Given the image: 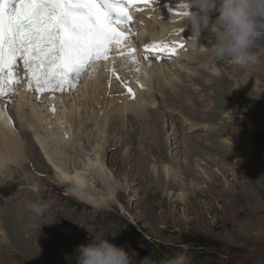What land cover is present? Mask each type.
<instances>
[{
	"label": "bare ground",
	"instance_id": "bare-ground-1",
	"mask_svg": "<svg viewBox=\"0 0 264 264\" xmlns=\"http://www.w3.org/2000/svg\"><path fill=\"white\" fill-rule=\"evenodd\" d=\"M180 3L181 0H159V2H152V5L149 7V9L151 8L149 13L145 10H138L132 27L135 26L140 29V32H142L140 36L142 42L150 40L151 36L157 35L158 29L163 32V35H166L168 32L164 29L165 25H167L169 31L172 33L179 29L181 26V18L170 12L178 8ZM159 10L165 14L170 13L173 22L165 24L161 19L158 20L157 13ZM150 18L152 19L150 20ZM188 35H191V33H188ZM205 35H208L207 31L202 34L201 38ZM195 42L197 41H191L190 51L183 55V57L179 59V62L174 64L175 66L167 67L164 65H156L154 69L150 70L147 75L146 91L144 93L141 92L134 101H132V97L127 92L126 88L121 91L118 86H114L118 84L121 85V83L116 80L115 76L117 68L120 69L123 66H127L128 59L131 58L126 53L124 47L119 49L114 47L107 60H100L94 65L95 70L90 67V70H92L91 82L85 84L77 95L64 96L63 98L65 101L62 104L60 103V107L56 110L59 111V113L55 117H53L54 111H52L51 114L42 112L44 109L54 108L53 101L46 102L43 97L37 99L35 103L29 96L22 97V93L14 95V97L17 98L13 100L0 97L1 188L3 185L10 182L9 175H11V177L12 175L15 176V181L18 185L23 182V184H26L25 181H31L29 178H25L19 171L15 170V168H23L24 166H28V164L30 165V162L34 163L38 158H42L44 162L39 165L44 166L46 163L55 172V177L57 179L50 180L55 189L60 188L63 190L64 195L68 197L71 196L81 202L88 203L96 209H103L112 204V202H120L123 197H133L134 192L130 187H128V189L123 188V186L127 185L121 186V184H116L117 178L113 172L114 169L110 170L106 166L104 163L105 156L108 155L110 159L116 158L119 163L122 164L125 178L132 180L133 185L138 183L137 181H140L141 184L145 186L148 182L154 181L155 175H153V172L149 168V155H146L140 150L141 153H139L138 156L136 154L137 158L135 163H131V147L135 144L137 137L140 145L143 144V146H146L151 152L158 154L157 156L160 157V161L163 163L174 162L173 156L178 152L177 147L184 144V160L187 162H184L182 171L186 176L194 177L195 167L193 168L191 165L193 157L205 156L206 154H211L212 156L220 155L222 152H226L231 146H233L232 148H234V146H240L238 145L239 141L227 144L218 141L221 136L226 134L225 132H227L230 125H233L235 128H244L246 126L248 132L260 135L258 129L254 130V124L243 117H248L247 114L255 108L254 105L248 107L250 103L246 94L247 89L240 85H237L236 88H234L235 85L233 87L231 86L232 76L229 75V72H233L234 77L242 73L244 74L245 72H234V69L229 71L228 68H231L230 65L234 63L231 58L225 57L223 59H218L210 48L204 47V45L196 48L194 46ZM161 43L166 44L164 39L157 41V44ZM207 46L210 45L208 44ZM145 49L146 45L144 44V50ZM261 51L264 53V47L253 45L251 49V53L257 54ZM120 53H123V55ZM258 58H260V62L264 59V54ZM108 66L112 67L110 71H107ZM134 67L135 65L129 66L124 72L125 76L133 72ZM145 68L147 70L149 67ZM250 74H252L251 71ZM122 82H127V80L122 78ZM154 84H156L157 87L154 86ZM106 86L110 87V89L107 90ZM113 86L115 88L114 91ZM208 88H212V91L204 94V100L196 98L199 103L193 101V99H195L192 97L193 95L199 92H205ZM120 92L121 97L115 98L114 93L120 96ZM185 95H188L191 99L185 98ZM210 96H212L211 99ZM158 99L161 101L158 102ZM185 99L188 102L185 101ZM115 100H121V102H123L121 104H115ZM208 100H210V103L206 105ZM13 104H16V108H12ZM175 104L178 105L181 114L187 115L190 120H193V122L190 123L191 127L203 125L205 130L212 132L197 134H202V139H198L199 136L196 134V137H194L195 135L191 136L186 134V136L183 135V137L178 140L179 134L181 133V126L175 125L176 121L175 118H173L171 121L173 122L174 130L171 134H165L167 120L169 121L172 117L167 113L165 114V112L167 111L173 114L172 107ZM98 106L104 111L98 109ZM214 107L220 109L216 111ZM8 113L12 116L14 113L16 125L22 124L26 127L18 128L17 131ZM101 113L102 115H100ZM131 113H136L134 117H136L135 120H137L138 123L136 122V127L132 125L130 128L128 126L130 130L125 131V125L123 123L126 118L130 119L132 116ZM240 116L246 120V123H248L247 125L245 121L238 119L242 118ZM152 118H154V120ZM157 118L163 121H157ZM151 121H153V123ZM150 125H152L151 129H148L147 133L145 131L146 127ZM113 127L115 131H125L124 133L127 134H123V136L118 139H114L113 136L109 138L108 133L112 131ZM244 129H241L242 132L239 131L241 133H239L238 136L243 135ZM126 145H130V150L123 156L117 154L116 150ZM33 147H37L38 152L36 151L30 155L28 150H33ZM173 148H176V150L173 151ZM211 155L209 157H211ZM214 158L212 157L210 160L213 159V161H216ZM223 159L228 162L229 158L225 155ZM207 163L209 164V162ZM136 164L137 168L133 169ZM171 168L172 166H169L168 170ZM7 170H10L9 173L4 175ZM164 173L165 176L163 174L158 175V177L155 176L157 178L155 180L156 183H153L157 184V186L153 187L154 189L152 190L150 189L148 193L149 198H156L160 196L163 191L173 190L179 185L167 180L169 172L165 170ZM32 176L35 182H44L47 180L46 178H41L44 177L45 174L40 175V177L36 175ZM217 182L215 180L212 183L210 182L211 184L207 189L198 190L193 197H191L195 210H201L200 208L202 205L199 198L214 200V197H217L225 201V204L222 205L221 213H228L233 216H241L248 213H264V205L261 202L260 193H248L246 191V193H244L243 190L239 193H232L231 190L230 193L227 190H220V192H217V187H219ZM14 187L15 189L13 191H11V187V190L5 189V187L3 190L0 189V228L6 230H4L5 232H3V234H6L7 238V241L4 239L3 243L7 242V244H9L8 246L13 247V252L16 254L15 258L20 257L22 260L24 258L29 264H41L32 241L37 236L39 229L44 227L33 228V226L32 230L35 231L26 236L23 228L28 227L20 223L21 220H16V217L11 212L1 208L5 199L3 195L5 196L7 195L5 193H9L10 196V192H13V194L17 196L16 200H18L22 195L25 197L26 194L36 199L37 195L40 193L45 199L53 200L58 197L55 195L57 192L54 193L52 191L48 193V191L41 190L35 193V189H27L19 186ZM59 194L61 195V192H59ZM55 207V202L50 201V207L43 215L48 214L49 216L55 217L54 212L57 211ZM120 207L124 211L128 209V206L122 202ZM207 207L209 210H214L216 206L207 205ZM51 209L53 212L50 211ZM48 211L50 212L48 213ZM206 211L207 209L202 212V215H204ZM29 218V216H24L22 221H27ZM40 219L41 218H37V220ZM41 220L45 223L43 219ZM258 224L257 222L256 225ZM50 244L52 245V243ZM20 258H17V261H19ZM11 259V256L5 255L3 257V262L8 264ZM68 262L71 263V261Z\"/></svg>",
	"mask_w": 264,
	"mask_h": 264
},
{
	"label": "rangeland",
	"instance_id": "rangeland-1",
	"mask_svg": "<svg viewBox=\"0 0 264 264\" xmlns=\"http://www.w3.org/2000/svg\"><path fill=\"white\" fill-rule=\"evenodd\" d=\"M262 31H264V29H262ZM259 38L256 39L257 41H255L254 46L264 47V35H261ZM261 53L264 54L263 51L257 54L251 53L249 62L243 66L233 63L230 65L231 68H228L229 71L234 69V72H245L244 74L242 73L235 77L233 76V72H229V75L232 76L231 86L233 87L235 85L234 88H236L237 85H240L247 89L246 94L250 103L248 107L254 105L255 108L247 114L248 117H243L254 124V130L258 129L260 135L248 132L246 126L244 129L235 128L233 125H230L227 132H225L226 134L221 136L218 141L225 144L239 141L238 145L240 146H234V148L231 146L226 152H222L220 155L212 156L211 154H206L205 156L193 157L191 165L193 168L195 167L194 177L186 176L182 171L184 162H187L184 160V144L177 147L178 152L173 156L174 162L163 163L160 161V157L157 156L158 154L151 152V150L147 149L143 144L140 145L137 137L135 144L131 147V163H135L138 154L141 153L140 150H142L143 153L149 155V168L153 172V175L158 177V175L163 174L165 176L164 171L166 170L169 172L167 180L175 182L177 185L179 184L173 190L163 191L161 195L156 198H149L148 196L150 189L152 190L154 189L153 187L157 186V184H155V180L157 179L155 176L154 181L148 182L145 186H143L140 181H137L138 183L133 185L132 180L125 178L122 164L119 163L116 158L110 159L108 155L105 156L104 163L110 170L114 169L113 172L117 178L116 184H121V186L127 185L123 186V188L128 189V187H130L134 192L133 197H123L120 202H112V204L103 209H96L88 203L81 202L71 196L68 197L67 195H64L63 190L60 188L55 189L50 182V180L56 178L55 172L46 163L44 166L39 165L44 162L42 158H38L40 161L34 159L36 160L34 163L30 162V165L28 164V166H24L23 168H15V170L19 171L25 176V178H29L31 181H25L26 184H23L24 182L22 181L23 183L21 182L22 184L18 185L15 181V176L12 175L11 177V175H9L10 182L3 185L2 188L0 186L1 190L5 187V189H12L11 191H13L15 189L14 186H19L27 189H35V193H38L41 190L48 191V193L52 191L54 193L57 192L55 195L58 197L50 200L55 202L56 205L55 210L57 211L54 212L55 217L49 216L48 214L36 217L26 209V206H24L27 202L45 199L40 193L37 195L36 199L31 195L26 194L25 197L22 195L23 198L21 197L18 200H16L17 196L14 195L13 192H10V196L9 193H5L7 194L5 196L3 195L5 199L1 208L11 212L16 217V220H21L20 223H23L28 227L23 228L26 236L35 231L32 230L33 226V228L44 227L39 229L37 236L32 241V244L35 245V252L37 253L39 262L41 264H74V261L71 258L68 259V257L75 252V249L79 244L88 243L90 241V232L94 236L118 233L115 237L109 236V239L113 240V242L118 245L127 246L130 252L134 251L136 253L133 257V264H157L148 259L143 251L153 252L154 249L158 250L157 244H160L170 246L172 247L171 250L176 252L178 251V247L181 246L182 241L187 237L200 235L208 237L213 241H217L218 248L214 250L206 249L204 252L200 253L189 252L192 258L191 264H264V213H248L241 216L221 213V208L222 205L225 204V201L218 199L217 197H214V200L199 198L202 207L200 208L201 210H195L193 199H191L198 190L207 189V187L215 180L216 182L218 181L217 183L219 184V187H217L216 190L217 192H220V190H227L229 193L231 191L232 193H239L243 190L244 193H260L261 202L264 205V59L259 62L260 58H258L262 55ZM250 71L252 74H250ZM154 86L157 87L156 84H154ZM211 91L212 88H208L205 92H199L196 93V95L192 94V97L195 98L193 101L199 103L197 99L204 100V94L210 93ZM144 92L145 91L142 93ZM186 97L191 99L188 95H185V98ZM211 97L212 96H210V99ZM157 101L160 102L161 100L158 99ZM185 101L187 100L185 99ZM209 103L210 100L206 102V105ZM219 109L220 108L218 107H214V110L216 111ZM172 110L174 112L173 114H170L167 111L165 112V114L167 113L169 116H172L169 121L167 120L165 134H171L174 130V125L171 121L173 118H175L176 121L175 125L181 126V133L179 134L178 140H180L183 135L186 136V134L194 136L195 134H207L212 132L205 130L203 125L191 127L190 123L193 122V120H190L187 115L181 114L177 104L172 107ZM131 115L133 117L131 116L130 119L126 118L123 123L125 125V131L130 130L132 125L134 127L137 126L138 121L135 120L136 117H134L136 116V113H131ZM243 117L238 119L245 121V124L247 125L248 123H246V120ZM152 119L154 120V118ZM157 121L163 120L157 118ZM151 122L153 123V121ZM17 126L18 124L15 125L17 131L18 128L26 127L22 124H19V127ZM151 126L152 125L146 127L145 131L147 133L148 129H151ZM241 129H244L243 135L238 136V134L242 132ZM124 132L115 131L113 127L112 131L108 133V137L111 138V136H113L114 139H118L123 136V134H127ZM196 135L194 137H196ZM197 136H199L198 139H202L203 135L201 134ZM130 145L119 147L118 150H116L117 154L120 156L125 155L126 152L130 150ZM33 148V150H28L30 155L36 151L38 152L37 147ZM143 149L146 150L144 151ZM174 150H176V148H173V151ZM224 154L228 156V162L223 159L225 156ZM229 154L232 157H230ZM210 155L211 157H209ZM212 157H215L214 160L216 161H213V159H211V161L210 158ZM207 162H209V164ZM169 166H172L170 170H168ZM134 168H137V164L133 169ZM9 171L7 170L4 175H7ZM44 174L45 176L41 177L47 179L44 182H35V180H33L34 177L32 175L40 177V175ZM59 192H61V195ZM121 202L128 206L127 211H124L120 207ZM207 205H214L216 207L214 210H209ZM11 208H13L14 211ZM206 209V213L202 215V212ZM50 211L53 212L52 209ZM50 211H48V213ZM24 216H29V220L22 221ZM37 218L43 219L45 223L41 219L37 220ZM257 222L259 223L258 225H256ZM4 230L5 229L2 230V228H0V264H5L3 262V257L5 255H9L13 259H11L8 264H29L24 258L22 260L20 257H17L20 258V260L17 261V258H15L16 254L13 252V247L8 246L9 244H7V242L3 243L4 239L7 241L6 234H3V232L6 231ZM147 242L150 243V247L145 246ZM50 243H52V245ZM68 261H71V263Z\"/></svg>",
	"mask_w": 264,
	"mask_h": 264
},
{
	"label": "snow or ice",
	"instance_id": "snow-or-ice-1",
	"mask_svg": "<svg viewBox=\"0 0 264 264\" xmlns=\"http://www.w3.org/2000/svg\"><path fill=\"white\" fill-rule=\"evenodd\" d=\"M151 0H0V97L15 93L22 61L29 90L75 89L81 76L113 48L129 46L130 9ZM139 10V9H137ZM183 43L154 44V53L176 52ZM146 51L149 49L146 46ZM123 55V53H120ZM135 61V56H132ZM143 87V85H141ZM128 92L134 93L131 87ZM54 110V109H53Z\"/></svg>",
	"mask_w": 264,
	"mask_h": 264
},
{
	"label": "clouds",
	"instance_id": "clouds-1",
	"mask_svg": "<svg viewBox=\"0 0 264 264\" xmlns=\"http://www.w3.org/2000/svg\"><path fill=\"white\" fill-rule=\"evenodd\" d=\"M181 8L183 28H191L188 39L200 43L202 34L207 31L210 46L206 47L218 59L228 57L238 65L247 64L256 39L264 35V0H181ZM49 207L48 199L26 203V209L36 217L42 216ZM89 234L90 241L79 244L68 257L74 264H133L136 253L109 239L118 233ZM191 261L185 245L161 258L157 264H191Z\"/></svg>",
	"mask_w": 264,
	"mask_h": 264
},
{
	"label": "trees",
	"instance_id": "trees-1",
	"mask_svg": "<svg viewBox=\"0 0 264 264\" xmlns=\"http://www.w3.org/2000/svg\"><path fill=\"white\" fill-rule=\"evenodd\" d=\"M187 246V250L188 252H204V250L206 249H217L218 248V242L217 241H213L208 237L205 236H193V237H187L184 241H182L181 246L178 247L177 250H180L183 246ZM145 246L150 247V243L147 242L145 244ZM158 250L154 249L153 252H145L143 251L144 255L150 259L151 261L157 263L159 260L163 258L166 255H171L174 252L171 250L172 247L170 246H165V245H158ZM170 248V249H167ZM158 257V259H157Z\"/></svg>",
	"mask_w": 264,
	"mask_h": 264
}]
</instances>
